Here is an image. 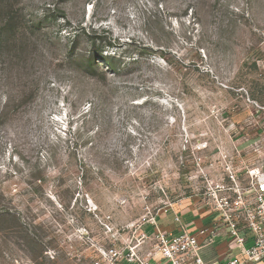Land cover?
Masks as SVG:
<instances>
[{
    "label": "rangeland",
    "instance_id": "obj_1",
    "mask_svg": "<svg viewBox=\"0 0 264 264\" xmlns=\"http://www.w3.org/2000/svg\"><path fill=\"white\" fill-rule=\"evenodd\" d=\"M263 132L264 0H0V264L191 219Z\"/></svg>",
    "mask_w": 264,
    "mask_h": 264
},
{
    "label": "built area",
    "instance_id": "obj_2",
    "mask_svg": "<svg viewBox=\"0 0 264 264\" xmlns=\"http://www.w3.org/2000/svg\"><path fill=\"white\" fill-rule=\"evenodd\" d=\"M264 132L250 149L256 157L244 161L240 151L224 154L225 175L215 179L197 162L203 175L201 205L212 215L208 227L193 230L182 213L173 212L175 224L163 230L155 217L149 219L150 232L144 229L121 247H109L93 264H210L199 254L203 245L213 242L224 231L236 253L217 264H251L264 257ZM242 166L236 167L234 161ZM202 236V241L199 240Z\"/></svg>",
    "mask_w": 264,
    "mask_h": 264
},
{
    "label": "crops",
    "instance_id": "obj_3",
    "mask_svg": "<svg viewBox=\"0 0 264 264\" xmlns=\"http://www.w3.org/2000/svg\"><path fill=\"white\" fill-rule=\"evenodd\" d=\"M184 213L183 215H185ZM192 217L191 219L185 220L190 222L192 229H201L204 227H208L211 223L212 215L207 214L206 212L202 211L201 213H191ZM168 216H161L159 219V226L163 230H171L174 228L175 224L173 223L172 216L170 221L167 220ZM167 221V222H165ZM150 228V227H147ZM202 236H199V240L202 241ZM231 253H236L235 248L233 247L232 242L230 241L228 235L221 231L217 235L214 236V240L212 243L203 245L199 249V254L202 257V259L206 263L210 264H217L219 262H222L225 260V258L230 255ZM251 264H264V257L257 262L251 263Z\"/></svg>",
    "mask_w": 264,
    "mask_h": 264
},
{
    "label": "trees",
    "instance_id": "obj_4",
    "mask_svg": "<svg viewBox=\"0 0 264 264\" xmlns=\"http://www.w3.org/2000/svg\"><path fill=\"white\" fill-rule=\"evenodd\" d=\"M92 62H93V59L92 60H89L88 68H93V67L95 68V67H97V66L93 65Z\"/></svg>",
    "mask_w": 264,
    "mask_h": 264
}]
</instances>
